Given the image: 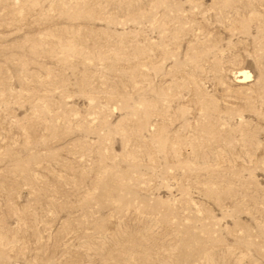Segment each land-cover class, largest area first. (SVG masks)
Returning <instances> with one entry per match:
<instances>
[{
  "label": "rangeland",
  "instance_id": "1",
  "mask_svg": "<svg viewBox=\"0 0 264 264\" xmlns=\"http://www.w3.org/2000/svg\"><path fill=\"white\" fill-rule=\"evenodd\" d=\"M0 264H264V0H0Z\"/></svg>",
  "mask_w": 264,
  "mask_h": 264
},
{
  "label": "bare ground",
  "instance_id": "2",
  "mask_svg": "<svg viewBox=\"0 0 264 264\" xmlns=\"http://www.w3.org/2000/svg\"><path fill=\"white\" fill-rule=\"evenodd\" d=\"M243 75H244V77H246V73H244Z\"/></svg>",
  "mask_w": 264,
  "mask_h": 264
}]
</instances>
